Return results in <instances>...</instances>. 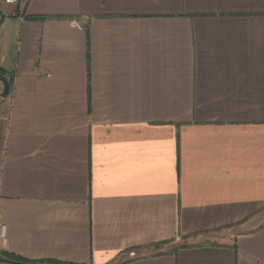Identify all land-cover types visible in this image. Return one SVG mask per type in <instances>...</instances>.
<instances>
[{"label":"crops","instance_id":"crops-1","mask_svg":"<svg viewBox=\"0 0 264 264\" xmlns=\"http://www.w3.org/2000/svg\"><path fill=\"white\" fill-rule=\"evenodd\" d=\"M16 5L0 264H264V0Z\"/></svg>","mask_w":264,"mask_h":264},{"label":"built area","instance_id":"built-area-1","mask_svg":"<svg viewBox=\"0 0 264 264\" xmlns=\"http://www.w3.org/2000/svg\"><path fill=\"white\" fill-rule=\"evenodd\" d=\"M17 1L18 0H7L8 3H16ZM73 24L76 26L83 25V23L78 20H74ZM7 231H8V227L6 222L2 218H0V246L7 237Z\"/></svg>","mask_w":264,"mask_h":264},{"label":"rangeland","instance_id":"rangeland-1","mask_svg":"<svg viewBox=\"0 0 264 264\" xmlns=\"http://www.w3.org/2000/svg\"><path fill=\"white\" fill-rule=\"evenodd\" d=\"M6 2H7V0H0V11H2V14H7L8 11H12V12L14 11V13H16V11H17L16 3H10L9 4V3H6ZM0 22H1V16H0ZM1 24H2V22L0 23V25ZM2 90H3V86H2V83L0 82V94H1ZM0 99H1V96H0ZM160 247H163V246L160 245Z\"/></svg>","mask_w":264,"mask_h":264},{"label":"water","instance_id":"water-1","mask_svg":"<svg viewBox=\"0 0 264 264\" xmlns=\"http://www.w3.org/2000/svg\"><path fill=\"white\" fill-rule=\"evenodd\" d=\"M0 14H1V19L3 20L4 16L2 14V11H0ZM0 82H2L3 84V90L0 95L2 97H5L8 95L10 91V79L5 74L0 73Z\"/></svg>","mask_w":264,"mask_h":264},{"label":"trees","instance_id":"trees-1","mask_svg":"<svg viewBox=\"0 0 264 264\" xmlns=\"http://www.w3.org/2000/svg\"><path fill=\"white\" fill-rule=\"evenodd\" d=\"M0 73H2V74H6L2 69H0ZM12 86H13V82H12V80L10 79V91H11V89H12ZM9 91V92H10ZM9 94V93H8ZM13 257V256H12ZM14 258H16V259H18L19 261H23V262H25V263H30L28 260H25V259H23V258H19V257H16V256H14Z\"/></svg>","mask_w":264,"mask_h":264}]
</instances>
